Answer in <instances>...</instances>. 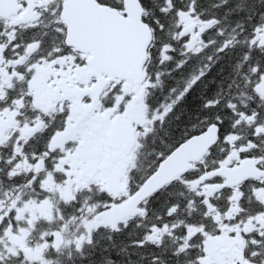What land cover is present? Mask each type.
<instances>
[{
	"label": "snow or ice",
	"instance_id": "snow-or-ice-1",
	"mask_svg": "<svg viewBox=\"0 0 264 264\" xmlns=\"http://www.w3.org/2000/svg\"><path fill=\"white\" fill-rule=\"evenodd\" d=\"M0 264H264V0H0Z\"/></svg>",
	"mask_w": 264,
	"mask_h": 264
}]
</instances>
